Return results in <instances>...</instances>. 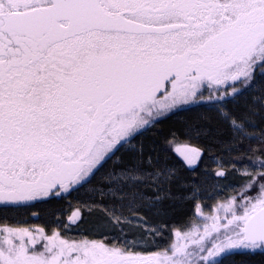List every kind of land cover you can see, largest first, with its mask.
I'll use <instances>...</instances> for the list:
<instances>
[{"label": "snow or ice", "instance_id": "snow-or-ice-1", "mask_svg": "<svg viewBox=\"0 0 264 264\" xmlns=\"http://www.w3.org/2000/svg\"><path fill=\"white\" fill-rule=\"evenodd\" d=\"M257 75L264 77V0H0V213L78 190L111 162L89 210L99 208L102 225L124 234L112 243L69 241L55 228L49 236L0 220V264H223L264 254V88L239 114L225 107ZM200 102L228 125L225 151L250 161L232 165L246 178L240 201L222 206L230 213L223 232L218 217L203 235L173 227L178 240L198 236L191 251L173 243L143 256L136 245L167 227L145 213L166 214L176 173L134 141L160 117ZM176 151L189 166L201 155ZM188 198L200 215L196 192ZM79 219L77 210L70 222Z\"/></svg>", "mask_w": 264, "mask_h": 264}, {"label": "trees", "instance_id": "trees-1", "mask_svg": "<svg viewBox=\"0 0 264 264\" xmlns=\"http://www.w3.org/2000/svg\"><path fill=\"white\" fill-rule=\"evenodd\" d=\"M262 88H264V77L257 75L255 86L251 90L244 91L243 95L226 104L225 107L239 114L245 102L254 93L259 94ZM204 95L205 97L208 95L206 90ZM217 112L218 109L208 102L184 105L160 117L142 135L136 137L134 143L137 146L142 143L146 151L154 149V155H159L161 163L172 167L176 173V179L170 185L172 196L164 202L166 214L157 217L145 213L150 223L158 224L163 220L167 227L161 229L162 235L155 237L154 241L149 239L147 244L136 245L134 250L141 255L149 256L162 252L173 243H189V251H191L196 247L191 244V240L198 236L193 235L178 240L173 233V227L179 229L181 233L194 229L195 233L203 235L205 227L211 231L215 222L213 217H218L223 232V225L230 218V213L226 214L222 206L232 197H236L239 203L240 192L246 178L240 176L232 165L246 164L250 161L247 158L244 161L236 160L235 154L229 155L222 147V142L229 139V128L220 120ZM204 129L211 131L204 135ZM178 146L199 149L201 155L197 164L189 168L176 153L175 149ZM129 147L126 145L117 155L126 156V149ZM110 165L111 162L105 165V169ZM105 169L97 173L90 184L78 190H70L62 193L60 197L37 202L27 211L0 213V220H6L11 226H17L24 220L20 227H27L34 233L37 228H42L49 236L55 228L64 239L69 241L87 237L112 243L116 237H122L124 234L102 225L103 214L99 208L89 210L92 202L91 189L98 184ZM220 170H225L227 175L217 177L216 172ZM143 191L151 195L150 189ZM194 191L201 201L200 215L196 214V199L188 198ZM250 194L255 195V192L250 191ZM77 210L82 215V219L71 223L70 217ZM32 212H36L37 215L33 216ZM127 235L130 240L139 239V234L136 232H128ZM215 235L216 233L213 232L212 236ZM210 242L211 237L205 241V243ZM36 247L42 249V244H37ZM223 264H264V254L231 255L223 260Z\"/></svg>", "mask_w": 264, "mask_h": 264}, {"label": "rangeland", "instance_id": "rangeland-1", "mask_svg": "<svg viewBox=\"0 0 264 264\" xmlns=\"http://www.w3.org/2000/svg\"><path fill=\"white\" fill-rule=\"evenodd\" d=\"M184 147H186V146H178L177 148H184ZM176 148V149H177ZM176 149H175V151H176ZM176 153L180 156V158H182L183 160H184V158L176 151ZM184 162H185V160H184ZM197 162H198V159L195 161V163L193 164V165H191V166H189L186 162H185V164L189 167V168H191V167H193L194 165H196L197 164ZM22 223H24V220H23V222H19V224H17V226H22Z\"/></svg>", "mask_w": 264, "mask_h": 264}]
</instances>
